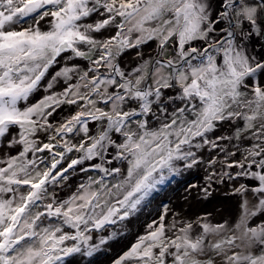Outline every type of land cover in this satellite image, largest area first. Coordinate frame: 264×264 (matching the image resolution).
<instances>
[{
    "label": "snow or ice",
    "instance_id": "6c2138e0",
    "mask_svg": "<svg viewBox=\"0 0 264 264\" xmlns=\"http://www.w3.org/2000/svg\"><path fill=\"white\" fill-rule=\"evenodd\" d=\"M200 166L237 213L163 205L112 264H264V0H0V264H83Z\"/></svg>",
    "mask_w": 264,
    "mask_h": 264
},
{
    "label": "rangeland",
    "instance_id": "374dc122",
    "mask_svg": "<svg viewBox=\"0 0 264 264\" xmlns=\"http://www.w3.org/2000/svg\"><path fill=\"white\" fill-rule=\"evenodd\" d=\"M249 46H251L252 48H256L255 41L250 42ZM135 62L136 61H134V63ZM39 95L40 94L38 93L36 96L32 97L31 102H34L36 99H38ZM207 155L208 154L205 153L206 157ZM217 159H223V154H220ZM215 170H222L220 164H217L215 166ZM209 171H212V169H206L205 166H200L198 168L184 170L181 174L170 176L164 182V184L158 186L163 189L170 184H173L171 186V192L168 194V196L164 197V195L159 194L158 191L154 192L152 196L148 198V201L142 206L141 210L136 214V216L124 222L127 231H124V229H122L120 225H114L107 229L104 233L93 234L95 238L97 235H108L113 231L117 233H123L122 235H117L114 240L109 241L107 246H102L101 251L97 254H94L93 257L85 258L83 260V264H89V260L92 261V264H112V259L123 250H126L127 247L134 242L137 234L141 233L144 230V225L146 223L144 222V220L146 217H141L140 214L147 212V214L150 215L152 211H154V213H157V217L162 211L163 205H168L174 212H177L181 216L186 218H195L205 213H212L213 218L219 220L221 219L222 215L229 216L231 211H234L235 215L238 211L239 197L231 194L233 185L232 182L234 181L223 184L213 183L212 195L207 198L203 196L200 189L201 187H203V184L207 183L206 175ZM199 178L201 182H197ZM78 180L79 178L76 176L70 178V182L73 185L78 182ZM179 181H183V183L178 184ZM240 182L247 181L242 178ZM192 184L197 185V187L189 190V185ZM178 189L183 190V193L181 195H175ZM70 190L71 189H68L66 190V192ZM66 192H62L61 195H65ZM234 199L235 202H233ZM192 200L197 202L199 206ZM223 204H226V206L229 207L227 211L222 209ZM235 206L237 207V211H235L236 209L234 210ZM206 208H208V211H206ZM141 225H143L142 228Z\"/></svg>",
    "mask_w": 264,
    "mask_h": 264
},
{
    "label": "bare ground",
    "instance_id": "6f19581e",
    "mask_svg": "<svg viewBox=\"0 0 264 264\" xmlns=\"http://www.w3.org/2000/svg\"><path fill=\"white\" fill-rule=\"evenodd\" d=\"M254 45V44H253ZM255 47H256V45H255ZM256 49V52L258 51V52H260L258 49H257V47L255 48ZM249 50L251 51L252 50V47L251 46H249ZM151 50L150 49H146V55H145V58H148V55H151ZM124 60H130L132 63H134V61H135V59H134V57H132V56H128V58H125L124 57ZM197 182H201V180H200V178L197 180ZM180 183H183V181H179L178 182V184H180ZM233 184L235 183V181L234 182H232ZM173 184H170L169 186H167L166 188H160V187H158V192H159V194H163L164 195V197H167L168 196V194L171 192V186H172ZM206 185V183L205 184H203V186H205ZM183 193V190H181V189H178L177 191H176V193H175V195H181ZM176 197V196H175ZM174 198V197H173ZM193 201V200H192ZM216 201H218V200H216ZM194 203H196L198 206H199V204L197 203V202H195V201H193ZM233 202H235V199L233 200ZM227 203H230V202H227ZM229 207L228 206H226V204H223L222 205V209H224L225 211H227V209H228ZM150 209V208H149ZM236 209V210H235ZM234 210L235 211H237V207L235 206L234 207ZM206 211H208V208H206ZM227 213V212H226ZM234 211L232 212L231 211V213L230 214H232V216H234ZM156 214L157 213H154V211H152V213L150 214V215H148L147 214V212H145V213H143V214H140V216L141 217H146L145 218V220H144V222H149V221H151L153 218H155L156 217ZM142 226L143 225H141V228H142ZM143 232V231H142ZM141 232V233H142Z\"/></svg>",
    "mask_w": 264,
    "mask_h": 264
},
{
    "label": "flooded vegetation",
    "instance_id": "af4514ba",
    "mask_svg": "<svg viewBox=\"0 0 264 264\" xmlns=\"http://www.w3.org/2000/svg\"><path fill=\"white\" fill-rule=\"evenodd\" d=\"M213 6L215 7V4H213ZM255 41V40H254ZM255 45L256 47L258 48V50L261 52V46H260V43H257L255 41ZM147 49H150L152 52H151V56H155L156 55V52L158 51L156 46H155V43H152L150 47H148ZM134 52L135 50H132L131 52H128V53H125L124 56L122 57V59L125 58H128V56H132L134 57Z\"/></svg>",
    "mask_w": 264,
    "mask_h": 264
}]
</instances>
